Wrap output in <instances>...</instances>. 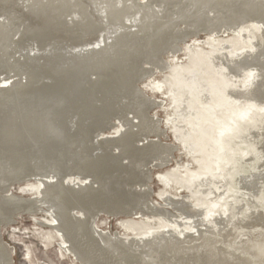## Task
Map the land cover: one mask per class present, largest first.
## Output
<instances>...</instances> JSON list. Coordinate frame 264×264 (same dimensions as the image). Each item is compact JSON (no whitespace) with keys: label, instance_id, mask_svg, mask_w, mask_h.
Wrapping results in <instances>:
<instances>
[{"label":"water","instance_id":"1","mask_svg":"<svg viewBox=\"0 0 264 264\" xmlns=\"http://www.w3.org/2000/svg\"><path fill=\"white\" fill-rule=\"evenodd\" d=\"M264 60V0H176Z\"/></svg>","mask_w":264,"mask_h":264}]
</instances>
